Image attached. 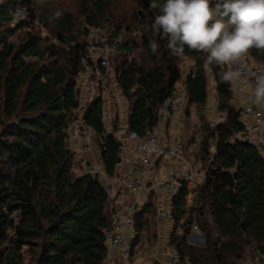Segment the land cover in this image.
<instances>
[{"label": "trees", "instance_id": "1", "mask_svg": "<svg viewBox=\"0 0 264 264\" xmlns=\"http://www.w3.org/2000/svg\"><path fill=\"white\" fill-rule=\"evenodd\" d=\"M9 1L0 13V24H11L10 11L17 2L27 9L29 21L0 34V264H107L103 233L114 210L111 200L95 178L79 170L75 153L65 149L67 128L78 105L75 82L83 50L82 28L74 36L78 24L70 14L57 18L46 11L36 16L33 0ZM112 1L78 2L82 25L120 31L124 22L118 21ZM135 1L145 18L140 20L137 13L133 18L145 25V31L139 42L124 40L118 52L121 60L114 68L128 102V130L143 136L155 126L157 107L181 80L179 60L184 57L194 63V72L183 80L188 105H195L198 114L206 107L210 72L216 109L227 112L215 129L201 130L203 136L196 143V157L207 167L205 180L191 190L181 185L172 201L170 215L175 230L182 233H173L171 243L180 262L256 260L261 264L264 154L253 143L234 137L244 125L235 107L228 104L230 81L221 79L226 66L208 64L206 53L187 47L183 55L171 54L167 39L152 31L159 9L150 8L152 0ZM35 20L50 29L54 42L42 43L33 30ZM21 30L25 31L22 37L15 38ZM152 40L159 44L155 54L149 47ZM137 50L138 56L128 59ZM247 57L264 66V50L253 48ZM83 121L95 132L104 170L113 175L119 141L105 130L100 98L87 104ZM212 139L213 153L209 149ZM149 214L150 203L134 214L132 250L140 240L155 235ZM193 226L203 236V246L188 244L186 236L182 240L184 229ZM24 248L27 259L22 255Z\"/></svg>", "mask_w": 264, "mask_h": 264}, {"label": "built area", "instance_id": "2", "mask_svg": "<svg viewBox=\"0 0 264 264\" xmlns=\"http://www.w3.org/2000/svg\"><path fill=\"white\" fill-rule=\"evenodd\" d=\"M10 19L11 26L16 27L29 21V13L17 2L14 9L10 11ZM80 41L83 50L79 56V71L75 82L79 95L78 105L67 128L65 145L66 150L78 155L87 152L93 139L96 138L94 130L84 123L83 113L89 102L96 98L101 99L102 95L109 91L112 78L110 58L119 52L123 44V33L112 30L108 34L103 28L85 23L80 34ZM225 66L227 71L240 73L236 82H230L228 88L231 93L228 104L238 109V119L244 125V130L234 137L253 143L264 154V102L256 103L254 96L255 80L257 76L264 75V66L252 63L247 57ZM236 83L248 86L249 91L244 92L238 88ZM185 100L186 88L184 81L180 80L174 84L170 94L157 107L156 124L150 131L140 136L125 128L114 134L118 139L126 137L135 143L142 173L140 177L132 180L126 177L117 178L108 174L103 167L97 164H85L84 173L95 178L109 197L123 190L130 191L138 197L148 177L155 172L158 159L169 160L175 156V152L168 148L160 138L166 130L167 118L175 119L176 114L181 112ZM226 114V111L220 112V121L225 120ZM217 123L210 122V127L215 129ZM210 160L211 156L208 162ZM206 173L207 167L200 164L198 160L191 161L181 156L174 169L154 175L152 177L153 186L164 193L157 210L158 216L162 219L171 217L172 201L180 187L178 180H181L186 187L198 185L205 180ZM136 211V204L129 205L123 210H113L110 214L109 226L103 233L106 257L112 252H117L120 264H131V240L135 235L133 218ZM191 230L194 236L202 237L196 226H193ZM161 264H181L174 245H171L165 252ZM261 264H264V259Z\"/></svg>", "mask_w": 264, "mask_h": 264}, {"label": "clouds", "instance_id": "3", "mask_svg": "<svg viewBox=\"0 0 264 264\" xmlns=\"http://www.w3.org/2000/svg\"><path fill=\"white\" fill-rule=\"evenodd\" d=\"M159 9L152 31L167 39L173 55H183L185 47L206 53L208 64L231 65L242 60L251 49L264 50V0H152ZM153 54L159 48L149 42ZM238 71H224L221 79L232 81ZM256 103L264 102V75L255 80Z\"/></svg>", "mask_w": 264, "mask_h": 264}, {"label": "crops", "instance_id": "4", "mask_svg": "<svg viewBox=\"0 0 264 264\" xmlns=\"http://www.w3.org/2000/svg\"><path fill=\"white\" fill-rule=\"evenodd\" d=\"M189 61L192 64H190V68L185 74V77L191 72H194V63L191 60ZM185 77L181 76V80H184ZM230 82H236V79ZM115 85L116 86L112 84L113 87H110L109 91L103 94L101 97L102 121L104 123L106 132L112 133L113 135L120 129L127 128L128 123V102L124 97L119 85L117 83ZM208 85L210 86L211 92L210 94L208 93L207 100L210 99L213 107L216 109V104H213V102L216 103V92L214 90L210 72H208L207 86ZM236 85L246 93L249 91L248 86H243L241 84L239 85L237 83ZM185 102L187 103V97ZM207 106L209 105L207 104ZM189 107L196 110V106L193 104L189 105ZM216 112L218 115H220V112H218L217 109ZM185 114L186 112H183L182 110L176 114L175 119L170 117L167 118L166 130L161 134L160 139L167 145L168 148L175 152V156L169 160L158 159L155 172L148 177L146 184L139 196L137 197L132 192L123 190L109 197L111 200L110 204L114 210H123L132 204H136L137 210H140L143 206H145V204H151L152 214H149L148 216L151 220V229L155 235L153 237L151 234V239H142V241L140 240L137 246L134 247V249L131 251V264H161L165 256V252L171 245H173L171 242L172 234L175 233V223L171 217L169 219H162L158 216L157 210L160 206V201L164 193L161 190H157L153 186L152 177L154 175L163 174L169 169H174L178 164L179 157H186V154L191 150L194 152L197 151L198 146H194L196 142L191 144V138H193V136H190L189 139L184 137L186 132L183 122L187 121ZM116 139L119 141L118 144H120L118 146L119 162L117 161L113 176L117 178L126 177L128 180L140 177L142 173L135 143L126 137ZM77 157L79 160H77ZM75 161L76 163L79 161L83 164V166L85 164H97L103 167L100 162L99 145L94 144L93 141L87 152L82 155L75 154ZM195 187H197V185L194 186V188ZM186 188L189 190L191 188L194 189L192 186H188ZM190 233V236H194V232L192 230H190ZM106 262L107 264H120L118 253L112 252L111 255L106 257ZM245 264H257V261L246 260Z\"/></svg>", "mask_w": 264, "mask_h": 264}, {"label": "rangeland", "instance_id": "5", "mask_svg": "<svg viewBox=\"0 0 264 264\" xmlns=\"http://www.w3.org/2000/svg\"><path fill=\"white\" fill-rule=\"evenodd\" d=\"M80 1L81 0H33V9H34L36 16H38V15H40L46 11L51 12L52 15H54L57 18H60L64 14H70L72 16V19L77 21V24H78L77 28H75V30L72 32V34L74 36H76L77 32L79 30H81V28L83 27V25L81 23L82 22L81 17H79L80 16V9L78 8V2H80ZM112 2H113V7H114L113 12L115 15H117L118 21L124 22L121 25V30H120V32L123 33V42H124V40H126L127 42H129L131 40H135L136 42H139L140 37L142 36L143 32L145 31V25H141L138 23V21L134 20L133 14L137 13L139 19L143 20L145 18V13L141 9L137 8L135 0H113ZM8 4H10L9 0H0V13L1 14H3V12H4V9H3V8H5L4 5L7 6ZM138 12H140V15L138 14ZM83 24H85V23H83ZM11 25L12 24L1 23L0 24V34H4V32H6L8 28H12L13 26H11ZM81 25H82V27H81ZM33 27H34V29H33L34 32L41 38L43 44H46V43H44L46 40H48L49 43L54 42L53 38L51 37L52 35L50 33V29L45 27L41 23H39L38 20L34 21ZM126 27H128L130 30L127 31ZM103 29L108 34H110L113 28L105 27ZM24 32L25 31H22V30L16 31L15 38H17L19 35H21V37H22ZM8 40L15 41V39L13 37H8ZM117 54L118 53L112 55L110 58V69L112 72V74H111L112 78L110 80V87L111 88L113 87L112 84L114 86H116L115 84L117 83V80L115 78V73L113 72L117 62H119V60H121L120 54H118V55ZM135 54H137V56H138L139 50H137L133 54L129 55L128 59H131L132 56H134ZM116 55H117V57H116ZM251 62L256 64V65L263 66L261 64L255 63L254 61H251ZM190 64H192V63H190L188 58H185V57L180 58L179 67L181 70V76L185 77V74L188 72V70L190 68ZM207 89H208V93L210 94L211 89H210L209 85L207 86ZM207 104L209 106H207ZM207 104H206V107H204L202 109V112L200 114L196 113L197 110L189 107L188 103L185 102V105L183 104L182 110H183V112H186L185 117L187 118V121L183 122V126H184V129L186 132L184 137L189 139L190 136H193V138H191V140L193 142H196V143H198L203 136V132L201 130H204L205 128L212 130V128L210 127V122H213V121L218 122V123L222 122V121H220L221 120L220 115H218V113L216 112V109L213 107L210 99L207 100ZM213 104H216V103L213 102ZM230 106H232V105H230ZM235 109L238 111L237 108H235ZM126 129L128 130V128H126ZM93 141H94V144L99 145L97 138H94ZM214 143L215 142L212 139L210 141V148H209L210 152H212V153L214 152V148H213ZM194 146H197V145L195 144ZM197 152L198 151L194 152L193 150H191L190 152H188L186 154L187 156L186 157L184 156V157H185V159H188L191 161H197L198 160L196 157ZM77 160H79L78 157H77ZM198 161L200 164L206 165L205 161L200 160V159ZM77 164L79 166V170L81 172L82 171L84 172L85 166H83V164L80 163L79 161H77ZM181 185H183V182ZM199 185L200 184H198L197 186H199ZM194 186H196V185H193L192 187L194 188ZM191 203H192V196H190L188 199V204H191ZM181 233L182 232L180 229L175 230V236H176V234H181ZM149 239H151V236H149ZM186 241L188 244L193 245V246H203V236L202 237H196V236H190L188 234V235H186ZM131 251H132V248H131ZM22 255H23L24 259L28 258V254L25 251V248L22 250ZM245 262H246V260H243L242 264H245ZM181 264H184V262H181Z\"/></svg>", "mask_w": 264, "mask_h": 264}, {"label": "water", "instance_id": "6", "mask_svg": "<svg viewBox=\"0 0 264 264\" xmlns=\"http://www.w3.org/2000/svg\"><path fill=\"white\" fill-rule=\"evenodd\" d=\"M138 14L140 15V12H138ZM151 130V128L150 129H148V131H150ZM120 144H118V146H119ZM118 162H119V159L117 160ZM178 183L181 185L182 184V181L181 180H178ZM183 236H182V240L183 239H185V236L186 235H190L191 233H190V229H189V227H186L185 229H184V231H183Z\"/></svg>", "mask_w": 264, "mask_h": 264}]
</instances>
